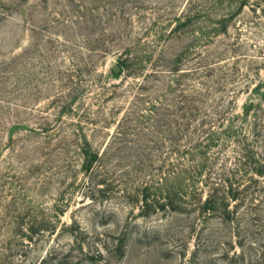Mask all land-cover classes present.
I'll return each mask as SVG.
<instances>
[{
	"label": "rangeland",
	"instance_id": "obj_1",
	"mask_svg": "<svg viewBox=\"0 0 264 264\" xmlns=\"http://www.w3.org/2000/svg\"><path fill=\"white\" fill-rule=\"evenodd\" d=\"M0 264H264V0H0Z\"/></svg>",
	"mask_w": 264,
	"mask_h": 264
}]
</instances>
